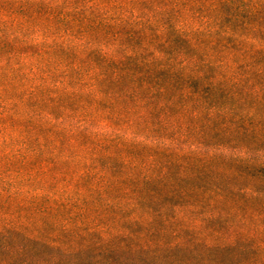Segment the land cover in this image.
I'll return each instance as SVG.
<instances>
[{"label":"trees","instance_id":"1","mask_svg":"<svg viewBox=\"0 0 264 264\" xmlns=\"http://www.w3.org/2000/svg\"><path fill=\"white\" fill-rule=\"evenodd\" d=\"M263 141L264 0H0V264L171 259L191 218L264 207ZM153 218L174 242L124 245ZM211 233L264 264V228Z\"/></svg>","mask_w":264,"mask_h":264},{"label":"rangeland","instance_id":"2","mask_svg":"<svg viewBox=\"0 0 264 264\" xmlns=\"http://www.w3.org/2000/svg\"><path fill=\"white\" fill-rule=\"evenodd\" d=\"M260 148H263L264 150V141L259 145ZM259 149V148H256ZM240 199V198H238ZM237 199V200H238ZM261 200L256 199L252 202L237 207L236 204L230 203V205H222V211H223V217L215 222L207 223L201 225V223L197 224L194 220L191 218V220H188V222L182 224L183 228L180 229V237L190 245L189 249L185 248H179L176 252H174L173 256H171V259L166 257L165 254L160 256L159 260L151 259V255L142 254L141 252H127L125 250H117L114 252V254H106L104 256L105 259L108 257H114L115 260L118 261L117 264H139L144 259L148 258V261L150 264H180L181 263H187V264H215L214 260L219 262V264H243L244 262H248L252 255L245 254L242 256H238V252L234 251L229 256L225 255L224 253H218V252H208L203 247V242L207 243H214V237L211 233V230H219L222 233H227L231 229L235 230H241L242 232L246 233L251 230H261L264 228V207H262ZM237 207V208H236ZM160 210L161 204L157 203L154 206V210ZM148 210V208L144 207L143 210H140L141 212L145 213ZM153 210V211H154ZM261 213V217L259 218H253L251 217V213L253 212ZM173 215V214H172ZM175 216V214H174ZM154 217V216H152ZM92 219V217H90ZM61 220V218H59ZM167 220V219H166ZM153 226L149 227H142L137 229V236L133 240H128V242L124 245H135V244H146L150 241L154 242H161L169 244L171 242H174L175 238V232L178 230L179 226L175 222H165V219H157L153 218ZM62 222V221H60ZM110 224L111 231L114 233L117 230L121 229L123 227L122 222H113V220H109L107 222ZM197 224V227L195 228ZM72 228V226H71ZM149 229L151 232L147 233L145 235L144 229ZM153 233V234H152ZM105 240L109 245L117 246L119 245V241L113 240V239H107V235H104ZM264 240V234H254L253 240L251 242L252 245L256 246L261 241ZM241 244V243H240ZM122 244H120L121 246ZM191 245L193 246L191 249ZM54 252L50 250H45L43 254L40 255L39 258H36L35 260H51L54 257ZM92 255H95V253H92ZM5 257L4 253L0 252V257ZM91 254H83L80 256V258L84 260H88L90 258ZM33 256H29V258H32ZM57 258H59L62 263L67 262L70 260L69 258L58 254ZM264 258V252H259L257 254V259L262 260ZM218 264V263H217ZM245 264V263H244Z\"/></svg>","mask_w":264,"mask_h":264}]
</instances>
